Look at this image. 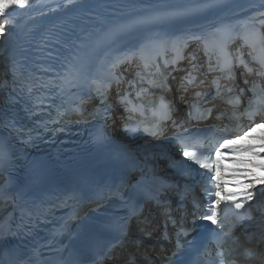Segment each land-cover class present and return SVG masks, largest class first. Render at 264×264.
Listing matches in <instances>:
<instances>
[{
  "label": "bare ground",
  "instance_id": "obj_1",
  "mask_svg": "<svg viewBox=\"0 0 264 264\" xmlns=\"http://www.w3.org/2000/svg\"><path fill=\"white\" fill-rule=\"evenodd\" d=\"M99 1L100 0H65L63 3L57 1L54 6H49L45 9H38L32 13L26 11H8L0 16V20L5 19L7 20V24L11 22L12 25L11 27H8L7 32H4V38L2 37L3 39H0V54L5 59L4 62L0 64V99L4 98L3 92L6 88L9 77L18 66L17 63L30 57L32 52L35 51L43 41H45L44 38L50 35V27L61 21L65 16H68L67 13L76 10H86L89 6L95 7ZM157 1L162 3V5L173 8L156 16H137L129 21H120V23L108 29L107 33L102 35V38L97 44H90L88 52L103 58L116 54L119 56L120 60L124 61L122 66L129 67L132 71L129 60L133 57L137 44L144 39L146 28L151 27L169 31L172 36V50L177 51L182 58H192L193 56L200 57L201 53L199 50L202 46V41L206 40V38L213 33L218 19L224 17L229 18L231 24L243 26L254 32H261L262 38H264V0H248L244 3H234L229 8L216 4L212 7L200 9L195 8L187 11L185 9L183 10L182 7L185 4L195 3L198 0ZM250 57L247 55L245 58L249 59ZM251 60L253 62L252 58ZM191 63L193 66H189L186 70L180 69L184 74L178 75L176 78L171 71L174 64L167 70V75L169 76L167 79L168 88L164 89V92L165 95L169 97L171 105H174L173 107L177 108L178 111L182 110V108L179 106L177 96H188L189 92L184 94L182 90L188 86L190 81H192L191 77L200 71L199 67H195L194 62ZM181 64L182 63L180 62V65ZM135 67V72L129 71L134 74L138 73L141 68H139L138 64H135ZM156 90L159 89L151 91L154 92ZM159 91H163V89ZM194 95L195 94L193 93L192 97ZM216 101L217 100H215V102ZM119 120L120 118H117L115 123L119 124ZM239 140L244 142V139ZM246 141L257 143L254 146L255 151L259 154L248 156L247 154H239L236 152L233 158L222 170L227 173V176L233 178L244 171L254 172L257 176H264V169L256 167V165H262L258 162L259 160H263L262 162L264 163V151H262L260 147V137L249 135V140L246 139ZM151 145L153 147L156 146L157 150L158 148L160 149L158 146L161 144L157 142V140H144L135 144L136 147L139 149L141 148L143 157L149 161L151 160L150 157L156 158L158 155V152H155L156 150L154 151V154H152L150 150L148 152L145 151V149ZM146 152L147 154H150V157L146 155ZM243 157H249L252 163H238L237 161H245ZM244 166H248L249 168H245L244 170ZM159 167L160 165L157 162L156 168ZM251 183L255 182L252 181ZM263 187L264 185L257 183L256 188L252 190L254 191L257 190V188ZM145 205L146 207L142 209L140 214L133 216L131 219L130 230L137 231L140 229L141 233L145 232L150 233L152 236H156L159 234L160 228L162 227L161 220L166 221L167 216L170 215L169 211L174 207L173 202H170L169 204H164L163 202L153 204V202H150ZM160 243H163V246L159 247ZM152 244H154V246ZM167 248L168 245L162 241L160 237L155 243L147 241V243L143 244H135L132 238L127 237L124 246L117 247L112 254L115 257H118V262L122 264H134V260L129 259L131 256L139 261L138 264H146L143 261L144 257L157 250L166 253ZM105 263H107V261Z\"/></svg>",
  "mask_w": 264,
  "mask_h": 264
},
{
  "label": "snow or ice",
  "instance_id": "obj_2",
  "mask_svg": "<svg viewBox=\"0 0 264 264\" xmlns=\"http://www.w3.org/2000/svg\"><path fill=\"white\" fill-rule=\"evenodd\" d=\"M29 0H0V16L4 15L6 13V10L12 7L13 5L24 7ZM3 26L0 25V30H2ZM199 95V94H197ZM166 109V106H164ZM251 131H255V129H252ZM250 133H245V136H249ZM244 137L237 136V140L243 139ZM237 140H225L224 144L221 145V147H230L237 144ZM261 140V150L264 151V136L260 137ZM233 151H237L239 154H247L248 156H255L258 155L255 151L254 145H241L238 148L233 147ZM219 149H217V159L214 161H211L208 157H206L204 160L197 158V153L192 151L185 150L183 155L189 159L194 161V163L199 164L201 168L209 169L211 170L213 168V165H215V175L211 177L212 180L216 181V191L215 196L216 199L212 201V203L209 205V212L210 215L206 214L204 216L205 219L210 221L212 224H218V205L221 204L222 201H232L235 204V207L237 209H241L245 207V203L247 201H250L253 199L254 193L251 191V189L256 188V184L264 185V176H257L256 173L251 171H244L241 172L238 176L233 177V182L237 185V188L239 189L238 192L233 193L230 190L225 189L224 194H221L220 189V181H221V172L219 168ZM238 163H247L251 164L252 161H237ZM256 167H260L264 169V165H256ZM243 180H251L255 183H243ZM242 197V199L237 202L238 198ZM209 200H211V196L208 197Z\"/></svg>",
  "mask_w": 264,
  "mask_h": 264
},
{
  "label": "rangeland",
  "instance_id": "obj_3",
  "mask_svg": "<svg viewBox=\"0 0 264 264\" xmlns=\"http://www.w3.org/2000/svg\"><path fill=\"white\" fill-rule=\"evenodd\" d=\"M6 24H7V20H5V19H1L0 20V25L3 26L2 30H0V39H3L4 38L3 37L4 32H7L8 27H11L12 26L11 25V22H9L7 25ZM0 51H1V46H0ZM4 60H5L4 57L1 56V54H0V64H2L4 62ZM131 67H132V70L135 71L134 64H131L130 65V68ZM252 129H256V130L251 132ZM249 132H251L250 135H254L256 137L264 136L263 135V133H264V118L262 119V121L260 123L253 124L250 128H248L245 132H243L242 135H241V137H244L245 139L249 140V136H245V133H249ZM252 144L253 145H256L257 143H251L250 145H252ZM263 158H264V156H263ZM243 159L245 161L250 160L249 157H243ZM262 165H264V163H262ZM245 168H249V167L248 166H244L243 169L245 170ZM244 181L246 183H248V182L251 183L252 182L251 180H244Z\"/></svg>",
  "mask_w": 264,
  "mask_h": 264
}]
</instances>
